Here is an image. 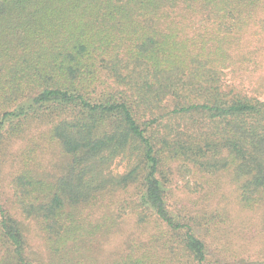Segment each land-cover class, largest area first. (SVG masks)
<instances>
[{"label": "trees", "instance_id": "trees-1", "mask_svg": "<svg viewBox=\"0 0 264 264\" xmlns=\"http://www.w3.org/2000/svg\"><path fill=\"white\" fill-rule=\"evenodd\" d=\"M30 129L57 162L30 139L10 205L0 173V264H102L79 244L114 226L110 204L153 230L110 264H220L196 232L220 215L173 207L166 167L262 206L264 0H0V143Z\"/></svg>", "mask_w": 264, "mask_h": 264}, {"label": "rangeland", "instance_id": "rangeland-1", "mask_svg": "<svg viewBox=\"0 0 264 264\" xmlns=\"http://www.w3.org/2000/svg\"><path fill=\"white\" fill-rule=\"evenodd\" d=\"M37 136L35 129H30L21 138L5 139L0 143V173L8 205L12 203L9 182L17 171L16 158L20 149L30 139L36 137L34 140L41 143L39 160L47 166L46 170L50 172V164L57 162L52 156L53 152L44 151L45 145ZM49 159L53 161L48 162ZM127 165L126 159H118L113 163L112 170L121 173ZM166 169L167 177L172 179L167 188L171 191L170 203L173 207L176 206L193 215L205 214L211 217L216 212L220 215L215 221L208 220V229H196L206 243L208 253L217 256L220 264H264V202L257 209H243L238 203L236 185L224 173L193 176L182 172V168L175 163H170ZM55 170V168L52 169L53 172ZM189 176L192 177L188 179ZM122 196L123 193H115L113 196H107L104 199L105 203L104 200L102 203L107 204L109 200L119 202ZM117 205L110 204V207L105 208L104 211L115 220L114 226L80 240L83 241L79 244L85 251L83 253L97 249L95 259L102 264H110L119 255L126 253L131 241L132 244L141 241L149 245V233L153 231L151 226H148L146 230L141 229L130 216V212ZM99 208L101 207L86 209L85 213H91L92 219H95L103 214L102 209ZM65 212H69L68 205ZM25 224L29 245L34 251L42 253L41 256H45L42 234L37 225L33 221H27Z\"/></svg>", "mask_w": 264, "mask_h": 264}]
</instances>
